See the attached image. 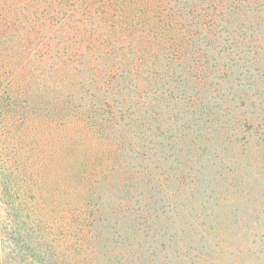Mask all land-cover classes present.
I'll list each match as a JSON object with an SVG mask.
<instances>
[{
	"label": "trees",
	"instance_id": "16d2710c",
	"mask_svg": "<svg viewBox=\"0 0 264 264\" xmlns=\"http://www.w3.org/2000/svg\"><path fill=\"white\" fill-rule=\"evenodd\" d=\"M0 264H264V0H0Z\"/></svg>",
	"mask_w": 264,
	"mask_h": 264
}]
</instances>
